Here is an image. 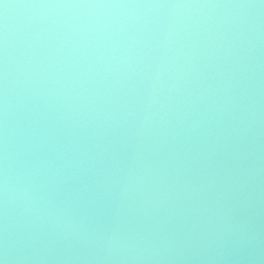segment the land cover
Wrapping results in <instances>:
<instances>
[{
    "label": "clouds",
    "instance_id": "clouds-1",
    "mask_svg": "<svg viewBox=\"0 0 264 264\" xmlns=\"http://www.w3.org/2000/svg\"><path fill=\"white\" fill-rule=\"evenodd\" d=\"M0 264H264V0H0Z\"/></svg>",
    "mask_w": 264,
    "mask_h": 264
}]
</instances>
